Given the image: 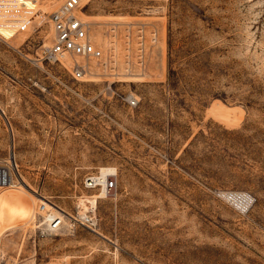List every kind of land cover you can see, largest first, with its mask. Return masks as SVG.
<instances>
[{
    "label": "rangeland",
    "instance_id": "obj_1",
    "mask_svg": "<svg viewBox=\"0 0 264 264\" xmlns=\"http://www.w3.org/2000/svg\"><path fill=\"white\" fill-rule=\"evenodd\" d=\"M61 1L1 30L0 159L19 188L0 191V264H264V0H88L104 57L75 56L81 79L43 53ZM116 170L96 201L85 175ZM42 196L59 231L35 224ZM92 210L95 229L71 224Z\"/></svg>",
    "mask_w": 264,
    "mask_h": 264
},
{
    "label": "built area",
    "instance_id": "obj_2",
    "mask_svg": "<svg viewBox=\"0 0 264 264\" xmlns=\"http://www.w3.org/2000/svg\"><path fill=\"white\" fill-rule=\"evenodd\" d=\"M38 0H0V10L4 17L0 22V28L13 30L12 36L27 29L30 21H34L37 15L35 5ZM87 5L84 0H64L53 11L49 13L55 35L51 45L44 48L45 57L50 60H60L67 56L97 57L102 56V50L98 48L90 36V23L82 17L83 10ZM0 36L6 35L0 30ZM88 64L74 62L72 73L75 78L81 79L89 71ZM139 102L136 98H130L132 106ZM15 165L9 158L0 159V189L13 185L15 179ZM85 189L95 191L97 200L103 193L104 196H112L118 189L117 170L114 173L102 176L100 171L87 173L83 180ZM92 194V195H93ZM88 203H90L88 201ZM45 206L44 204L42 207ZM96 207V206H95ZM73 226L84 225L91 229L96 226V213L92 211H76L69 215ZM64 216L55 215L49 225L48 232L59 231L64 226Z\"/></svg>",
    "mask_w": 264,
    "mask_h": 264
},
{
    "label": "bare ground",
    "instance_id": "obj_3",
    "mask_svg": "<svg viewBox=\"0 0 264 264\" xmlns=\"http://www.w3.org/2000/svg\"><path fill=\"white\" fill-rule=\"evenodd\" d=\"M50 1L51 0H38L37 4L35 5V11L37 12V15H36L35 18H37V17H45V11L43 9H41V6L42 5H46ZM63 1H61V3ZM86 1H88V0H84V2H86ZM0 13H1V10H0ZM81 15L84 18V13H82ZM3 19H4L3 15L0 14V22H2ZM34 21H30V23H29V25H28V27H27V29L25 31H27L33 25ZM52 26H53V24H52ZM2 29H10V28L1 27L0 30H2ZM10 30H12V29H10ZM53 30H54V26H53ZM89 33H90V31H89ZM54 35H55V30H54ZM90 36L93 39V41L95 42V40L92 37L91 33H90ZM95 44H96V46L98 48H100L102 50V56H100L99 58H103L104 57V49H103V47L99 46L96 42H95ZM74 57H72V60H71V58H69V61L71 60V62L73 61V63L74 62H78V63H81V64L85 65L80 60L74 59ZM76 57L77 58L78 57L86 58L84 56H76ZM90 58H97V57H90ZM88 72L89 71H87V73ZM87 73L85 74V76L87 75ZM18 188H19L18 183L15 182L11 186L1 188L0 191H5V190H9V189H18ZM227 195L232 197L233 199H235L241 206H245V207H246V204H248L247 202H249L248 200H250V199L247 198L248 194H245V195L242 194V197H241V194L237 195V194H234V193H227ZM40 200H41L42 203L40 204L39 213L43 217V220L38 222V223H35V224L36 225H41L42 226V228H41L42 231H47L49 229V225H50V223H51V221H52V219H53V217L55 215L64 216V220H65L66 214H65L64 210L61 207L57 206L55 203H53L51 200L45 198L44 196H42ZM94 200H96V199H94ZM43 204L45 206L42 207ZM64 224H66V222Z\"/></svg>",
    "mask_w": 264,
    "mask_h": 264
}]
</instances>
